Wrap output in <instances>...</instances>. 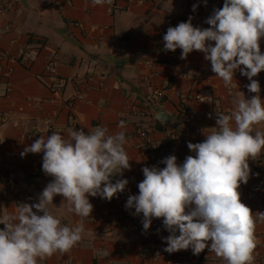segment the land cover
<instances>
[{
  "label": "crops",
  "instance_id": "obj_1",
  "mask_svg": "<svg viewBox=\"0 0 264 264\" xmlns=\"http://www.w3.org/2000/svg\"><path fill=\"white\" fill-rule=\"evenodd\" d=\"M224 2L111 0L93 5L92 0H0V210L10 213L21 202L37 203L53 180L44 171L37 177L30 174L42 168L43 152L21 156L41 136L58 132L67 138L72 130L82 128L87 134L97 126L107 128L108 134L124 131L131 166L122 176L112 177L113 183L117 179L129 183L111 201L88 197L93 211L87 218L69 211L62 196L54 197L49 211L70 228L82 223V239L67 252L57 251L37 264H67L68 258L72 264H226L207 248L199 255L189 248L157 258L158 250L167 247L163 238L170 235L163 218H153L145 232L143 214L133 215L134 208H125L128 197L139 194L143 167L163 168L161 161L170 155L182 165L187 156H195L188 142H203L206 134L217 130V113L230 114L241 92L246 99L256 95L249 92L250 81L239 69L225 85L203 52L194 50L181 59V49L164 48L169 27L192 17L194 27L209 28L206 20ZM29 43L36 45L38 55L21 58L20 49ZM260 50L264 54L261 43ZM53 53L55 73H49ZM56 78L65 81L57 95L52 90ZM253 79L259 82L264 101V71ZM191 94L205 100L188 98ZM145 109L148 114L142 116ZM161 110L171 115L168 124L159 120ZM120 121L124 128L118 127ZM256 131L264 132V123L254 125L252 134ZM263 156L264 150L249 158V180L238 189L242 203L256 217L253 264H264V221L258 218L264 205L254 200L251 185ZM12 157L27 172L25 178L3 172L1 162ZM116 213L125 217L115 223L109 216ZM4 227L0 224V229ZM150 245V255L143 257Z\"/></svg>",
  "mask_w": 264,
  "mask_h": 264
},
{
  "label": "clouds",
  "instance_id": "obj_2",
  "mask_svg": "<svg viewBox=\"0 0 264 264\" xmlns=\"http://www.w3.org/2000/svg\"><path fill=\"white\" fill-rule=\"evenodd\" d=\"M92 3L103 5L111 0ZM192 19L167 29L165 50L181 49V59L194 50L203 52L225 85L232 83L239 69L250 81L249 92L256 95L246 99L241 92L230 114L217 113V130L206 134L203 142H188L195 156H187L182 165L170 155L161 161L166 165L163 168L143 167L139 194L130 195L125 208H134L133 215L143 214L145 232L153 218H163L170 233L163 238L168 253L191 248L199 255L207 248L226 264H253L256 217L242 203L238 189L249 180V158L255 159L264 150V132L252 134L254 125L264 123V101L259 82L253 79L264 71L260 50L264 0H225L206 20L209 28L194 27ZM209 42H215L214 46ZM118 127L124 128V121ZM125 143L124 131L108 134L107 128L97 126L87 134L82 128L72 130L67 138L54 132L25 147L22 157L43 152L42 169L53 180L37 203L21 202L10 213L0 210V224L5 226L0 229V264H37L38 259L74 247L82 239L83 224L63 225L48 206L60 195L69 211L87 218L93 211L89 196L111 201L123 192L129 181L113 183L112 177L130 170ZM258 218L264 221V212H258Z\"/></svg>",
  "mask_w": 264,
  "mask_h": 264
},
{
  "label": "built area",
  "instance_id": "obj_3",
  "mask_svg": "<svg viewBox=\"0 0 264 264\" xmlns=\"http://www.w3.org/2000/svg\"><path fill=\"white\" fill-rule=\"evenodd\" d=\"M260 43L264 46V37L261 38ZM30 44L31 43H29V45H26V46H24V47H22L20 49L21 58L27 57V59L28 58L29 59H34L38 55L39 51H38V48H36V45L35 46H31ZM55 65H56V54L53 53L50 56V59H49V62H48L47 71L49 73H55ZM64 85H65V81L64 80H60V79L56 78L54 83H53V85H52V90H53L54 94H56V95L60 94L63 91ZM194 97L196 99H198V100H201V101L205 100V98L203 96H201V94H191L188 98H194ZM140 114L142 116H147L148 111L146 109L145 110H141ZM143 134L144 133H142V135ZM16 160H17L16 157H12L9 160L2 161L1 162L2 170L6 174L14 172V173L17 174V176L19 178H25L27 176V172L17 165V161ZM260 161H261V167L260 168H256V170H255V173L258 176V178L255 179L251 183V185H252V187L254 189V191H253L254 200L264 205V192H263V188H264V156L260 159ZM42 172H43V169L41 167H37V168L33 169L30 172V174L33 177H37L40 174H42ZM242 185H243V183H241L240 186H242ZM124 217L125 216H124L123 213H116V214H113V215L109 216V219H110V221L116 223V222H118L119 220H121ZM151 248H152V245H150L149 247H147L145 249V251L143 253V257H148L150 255ZM165 248L166 247L160 248L158 250L157 255H156L157 258L159 256L172 257V256L177 254V252L168 253V252L164 251ZM256 250H257V244H256V249L254 250V252ZM65 262L67 264H72V263H74V260L71 259V258H68V259H66ZM76 264H79V263H76Z\"/></svg>",
  "mask_w": 264,
  "mask_h": 264
},
{
  "label": "water",
  "instance_id": "obj_4",
  "mask_svg": "<svg viewBox=\"0 0 264 264\" xmlns=\"http://www.w3.org/2000/svg\"><path fill=\"white\" fill-rule=\"evenodd\" d=\"M159 120L164 123V124H168L169 122L172 121L171 119V115H169L168 113H166L165 110H161L159 112V116H158Z\"/></svg>",
  "mask_w": 264,
  "mask_h": 264
},
{
  "label": "trees",
  "instance_id": "obj_5",
  "mask_svg": "<svg viewBox=\"0 0 264 264\" xmlns=\"http://www.w3.org/2000/svg\"><path fill=\"white\" fill-rule=\"evenodd\" d=\"M162 126V125H161Z\"/></svg>",
  "mask_w": 264,
  "mask_h": 264
}]
</instances>
